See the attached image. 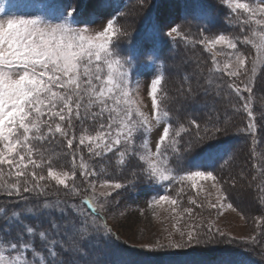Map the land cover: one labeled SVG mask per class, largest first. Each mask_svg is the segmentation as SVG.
<instances>
[{
	"label": "snow or ice",
	"instance_id": "1",
	"mask_svg": "<svg viewBox=\"0 0 264 264\" xmlns=\"http://www.w3.org/2000/svg\"><path fill=\"white\" fill-rule=\"evenodd\" d=\"M15 7L0 0V264H162L157 257L210 245L225 253L218 264H252L246 252L264 264V150H256L264 110L254 106L264 84V0H209L196 32L191 21L157 18L139 40L128 21L145 0L115 13L83 11L81 0H38L31 14L9 15ZM214 13L231 31H213ZM180 44L185 54L169 67L165 49ZM230 131L251 150L225 174L234 154L220 138ZM256 173L261 214L251 217L231 189L252 188ZM139 189L154 193L148 208L169 212L171 225L130 244L112 209ZM226 210L255 230L234 236L203 216Z\"/></svg>",
	"mask_w": 264,
	"mask_h": 264
},
{
	"label": "rangeland",
	"instance_id": "2",
	"mask_svg": "<svg viewBox=\"0 0 264 264\" xmlns=\"http://www.w3.org/2000/svg\"><path fill=\"white\" fill-rule=\"evenodd\" d=\"M181 1L182 0H159L156 8L157 10L156 15L154 18H152V24L150 25V27L148 26L147 31L151 29L152 25L156 22L157 18H160L165 22H173L175 20H176L175 22H177L182 17L181 14L182 6H184V13H185V11L189 10L190 7L194 5L195 16L193 20L195 22H198L196 17L204 8L199 5L196 7V5L194 4L195 2L194 0H184L183 2ZM3 2L6 5L12 3L16 5L14 9L9 8L8 11L9 15L31 14L35 10V8L38 7V0H3ZM124 2L125 0H81L83 11H90L93 8H98V11L107 10V11H113L114 13L122 9ZM133 5H134L133 0H129L127 9L131 10ZM144 10L147 11L148 9L144 8ZM149 13L150 12L146 13V17L147 15H149ZM91 15L92 18H95L96 12H92ZM151 17L153 16L150 15L149 18ZM149 18L147 22H149ZM183 18H186V15H183ZM253 54H254V50H253ZM181 57L179 56V58H177L176 60L175 59L173 60L172 57H170L169 67L173 64H178L180 62ZM185 70L189 72L191 71L190 67H188ZM169 74L171 81L169 82L170 85L167 86L170 90H172L178 86V84L176 83L178 76L176 74L175 69H173ZM257 84L259 85L258 88L264 86V84H261L259 82ZM141 96L144 97L146 104H150V101L147 100V97L145 96L143 91L141 92ZM258 98L259 99L262 98L261 101H263L264 93L262 95H259ZM147 110L148 109L145 108V111ZM262 139H264V137H262ZM229 146H232V144L230 143ZM50 147L54 148L55 146H50ZM55 150L59 151L58 148H55ZM250 150H251V146L249 144L248 147L246 148V152H243L239 155L240 166L246 163L247 157L250 154ZM256 150L257 152L264 150V144L258 145ZM240 166L235 167L231 171L234 173L238 172L240 170ZM253 172L254 170H250L249 176H251ZM256 175L258 176V179L254 182V186L252 188H248L246 186L248 182L243 181L242 184L245 185L244 187L237 186V188L231 189L232 198L235 201V203L240 208H243L245 212L248 213L251 217H255L261 214L258 189L255 187V185H259L261 183V178L259 177L258 173H256ZM205 188L206 190L212 193L210 198L214 200L216 198L215 191L211 189L208 184H205ZM153 194L154 193L152 191H147V194H145L144 189H139L133 192L121 193L120 205L118 208H113L112 212L115 213L116 219L113 222L116 223V226L119 230V234L122 240H128L130 244L140 243L146 240H153L155 239L156 235L163 234L164 228L166 227L170 228L171 220L168 218L169 212L164 211L163 208H159L156 209L157 215L154 216L153 209L148 208L147 201L150 199L151 195ZM186 198L187 197L185 196V202H186ZM185 206H187L186 203ZM165 207L167 206L165 205ZM203 216L205 217V219L213 220L214 223L217 226H219L222 230L229 231L234 236L251 234L256 228V225L254 224L253 221L245 222L243 219L240 218V216H238L236 213L231 212L230 210H226V213L223 217H218L214 211L212 212L205 211L203 213ZM212 247H214V245H210L202 249H208V248L212 249ZM130 256L131 258L133 257L132 255ZM187 257H189L188 251L185 254H181L179 256L169 255L168 257L163 259V262L164 264H169V262L177 261V260L186 261ZM245 257L248 261L252 262V264H258L259 262L256 259L255 254L253 253L250 255L245 254ZM195 258L197 259L199 258V256ZM221 259L223 260L225 258H221ZM207 260L210 262L218 263L220 259H218L217 257L213 259L207 257ZM197 264H207V263L206 261L203 262L202 260L197 262Z\"/></svg>",
	"mask_w": 264,
	"mask_h": 264
},
{
	"label": "trees",
	"instance_id": "3",
	"mask_svg": "<svg viewBox=\"0 0 264 264\" xmlns=\"http://www.w3.org/2000/svg\"><path fill=\"white\" fill-rule=\"evenodd\" d=\"M158 1L159 0H145V4H146L145 8L148 10L146 11L144 9H142V10L137 9L136 10L137 15L133 19L128 21V23H130L132 25V28L135 29V37L137 40L142 37V35L147 31L148 26L150 27V25L152 24V18H154L156 15V11H157L156 8L158 5ZM183 1L184 0H182L181 2H183ZM194 1H195L194 4L196 5V7L199 5L203 8H205L207 3L209 2V0H201V3H200V0H197V1L194 0ZM128 3H129V0H125L122 9L119 12L128 11L129 10V9H127ZM133 3H134V5H133V7H134L136 5V0H133ZM133 7L131 9H133ZM194 10H195L194 5H192L190 7V9L185 11V13H184V6H182V8H181L182 17L177 21V23H184L186 21H191L192 22L191 30L193 32H196L198 22H195L193 20V18L195 16ZM148 12H150L149 15H147L148 18L150 15L153 16V17L149 18V22H147L148 18L146 17V13H148ZM183 15H186V18H183ZM214 15L217 17V19H216V23H215V27L213 28V31H215L217 28L226 29L228 31H231V29H227V27L223 21V17L220 14L214 13ZM121 22L123 23L124 21H121ZM122 43H126V42H122ZM184 54H185V48H184L183 44H180L176 48L165 49V55L167 57H169V59L166 62L167 65L169 66L170 57H175V60H176L177 58H179V56L181 57ZM204 56L207 59L208 54L205 53ZM208 65L209 66L211 65L210 59L208 60ZM190 70H192L191 66H190ZM170 81H171L170 74H168V80H167V83L165 86L170 85L169 84ZM216 82L219 83L220 81L217 79ZM258 87H259V85L256 86V88H258ZM256 88H255V92H254V106H255V110L259 114L262 110H264V100L261 101L262 98L261 99L258 98L259 95H262L264 93V86H261L258 89H256ZM174 89L170 90L167 86V90L169 91V95L175 94ZM202 99H206L208 103H211V98H202ZM217 106L220 108L221 114L224 116L225 119H231L237 123L239 122V120H240L239 116H234L231 112H228V113L224 112V106H223L222 102L218 103ZM172 107H174V105H172ZM220 140H221L222 144L225 146H229L230 143L232 144L231 151L234 154V160H233V163L230 166V168L226 169L225 174H227L228 170H233L235 167L240 166V163H239L240 156L239 155L243 152H246V148L248 147L249 143L246 142L240 135L236 134L234 131H230L228 136L221 137ZM0 206H4V201L2 199H0ZM0 226H3L2 219H0ZM233 247L235 248V250L237 252L241 251L239 246H233ZM209 250H211V251H209ZM245 254L250 255V254H252V252H246ZM188 255H189V257H187L186 261H189L190 264H197V262L202 261V260H203V262L206 261L207 264L208 263L209 264H218L215 262L208 261L207 257L211 258V259L217 257L220 260H222L221 258H225V253H223L220 250V247H218V246H214V247H212V249L198 248V249H195L192 251H188ZM168 256L169 255H163V256L157 257V259L159 261H161L162 264H164L163 259H165ZM198 256H199V258L196 259L195 257H198ZM255 257L258 261L260 260V257L258 255L255 254ZM115 258H117V257H114V259ZM119 258L120 259H125V258L126 259H137L138 257L133 256L131 258L130 254L124 253V254L120 255ZM188 258H190V259H188Z\"/></svg>",
	"mask_w": 264,
	"mask_h": 264
}]
</instances>
